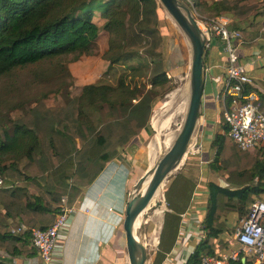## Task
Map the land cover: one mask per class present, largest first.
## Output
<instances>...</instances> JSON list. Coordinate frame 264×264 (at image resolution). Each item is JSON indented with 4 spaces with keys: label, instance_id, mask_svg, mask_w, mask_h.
Instances as JSON below:
<instances>
[{
    "label": "trees",
    "instance_id": "1",
    "mask_svg": "<svg viewBox=\"0 0 264 264\" xmlns=\"http://www.w3.org/2000/svg\"><path fill=\"white\" fill-rule=\"evenodd\" d=\"M190 2L206 17L228 15L231 28L243 34L245 46L264 36L262 23L251 20L257 9L254 4ZM162 7L160 0H0V78L44 60L71 55L77 61L91 55L101 30L95 14L110 34L103 55L109 69L120 61H140L138 67L125 65L115 84H88L79 96H72L65 86L63 102L48 105L39 98L30 106L20 104L16 117L0 112V177L5 179L0 186V251L11 257L35 256L33 229L50 228L64 198L66 205L73 206L149 126L155 105L175 88L161 51L166 36L158 28ZM59 74L71 73L62 65ZM259 106L264 109V95ZM213 145L216 157L211 168L237 186L209 183L206 236L188 264L220 255L226 247L221 234L229 228L228 215L237 212L244 217L254 201L264 200V146L255 153L241 149L229 135L228 125L225 133L215 135ZM0 264L9 263L0 260Z\"/></svg>",
    "mask_w": 264,
    "mask_h": 264
},
{
    "label": "crops",
    "instance_id": "2",
    "mask_svg": "<svg viewBox=\"0 0 264 264\" xmlns=\"http://www.w3.org/2000/svg\"><path fill=\"white\" fill-rule=\"evenodd\" d=\"M243 1L257 6L253 11L255 19L251 20L262 23L264 31V0ZM212 39L205 64L202 114L189 152L162 188L151 240L155 249L147 264H188L197 244L206 236L203 221L208 211L209 183L231 188L237 186L228 180L227 175L210 166L216 157L214 137L217 133H225L226 129L221 116L224 110L221 90L226 59L221 39L217 36ZM258 39V43L252 46L242 43L238 54L254 81L250 88L258 92L261 100L264 95V36ZM151 132L156 134L157 130L147 126L84 189L73 205L67 228L61 234L53 264H125L126 234L123 223L126 206L132 192L131 186L154 165L151 146L155 143V137L153 140ZM156 151L155 162L161 150ZM241 219L237 212L228 215L231 228L221 234L226 241L222 253L239 247L233 230ZM0 260L9 264H45L38 251L33 257H11L0 251ZM242 262H245L244 258Z\"/></svg>",
    "mask_w": 264,
    "mask_h": 264
},
{
    "label": "rangeland",
    "instance_id": "3",
    "mask_svg": "<svg viewBox=\"0 0 264 264\" xmlns=\"http://www.w3.org/2000/svg\"><path fill=\"white\" fill-rule=\"evenodd\" d=\"M181 1L185 5L191 6L192 11L194 10V5L191 4L190 0ZM161 18L158 28L166 33L161 51L166 61L167 77L171 78L175 88L164 95L155 105L149 127L152 128L153 123L159 119L164 120L171 117L170 122L172 124L170 123L166 136L172 135L174 141L182 128L189 104L192 45L185 32L164 6L162 7ZM94 20L100 25L101 30L91 55H83L77 61H72L71 55L44 60L37 64L19 67L13 70L11 74L0 78V112L16 117L19 114L18 107L20 104L25 103L30 106L39 98H42L48 105L63 102L62 89L65 86L68 87L72 96H79L85 85L92 83L115 84L127 64L138 67L139 59L132 58L127 62L120 61L114 64L112 69H109L110 63L103 55L109 49L110 34L102 28L104 20L98 14H95ZM141 56L144 57L145 55L141 54ZM62 65L66 66V71L68 69L71 74L63 76L59 74ZM178 111L179 115H177ZM7 127L10 128V124ZM156 134L151 132L153 140ZM166 136H160L162 142L166 140ZM169 146L161 147L158 158L164 154ZM135 184L131 186L132 190ZM161 193L162 190L145 214L146 223L142 234L146 237L144 241L149 256L155 249L151 240L156 227L154 218L156 211L160 208Z\"/></svg>",
    "mask_w": 264,
    "mask_h": 264
},
{
    "label": "built area",
    "instance_id": "4",
    "mask_svg": "<svg viewBox=\"0 0 264 264\" xmlns=\"http://www.w3.org/2000/svg\"><path fill=\"white\" fill-rule=\"evenodd\" d=\"M193 13L206 37L207 49L211 47L213 37L222 41L226 73L221 95L229 135L241 149L255 150L264 144V109L259 106L258 92L250 88L254 81L239 58L238 48L243 43V34L231 28V19L226 14L209 18L197 9ZM4 181L0 177V186ZM63 201L61 212L50 228L33 229V245L45 264H53L55 249L73 212V206L66 205L65 198ZM234 238L238 248L220 255L204 256L199 264H234L243 258L250 259L251 264H264V200L254 201L235 228Z\"/></svg>",
    "mask_w": 264,
    "mask_h": 264
},
{
    "label": "water",
    "instance_id": "5",
    "mask_svg": "<svg viewBox=\"0 0 264 264\" xmlns=\"http://www.w3.org/2000/svg\"><path fill=\"white\" fill-rule=\"evenodd\" d=\"M179 24L192 45L190 98L184 123L169 148L135 184L129 195L123 227L126 234L125 264H147V245L137 238L135 224L149 210L153 199L162 190L169 177L180 167L189 152L202 114V97L205 88L206 37L192 9L181 0H160ZM143 226L140 233L143 235ZM138 231V233H139ZM142 256L139 259L138 253Z\"/></svg>",
    "mask_w": 264,
    "mask_h": 264
},
{
    "label": "bare ground",
    "instance_id": "6",
    "mask_svg": "<svg viewBox=\"0 0 264 264\" xmlns=\"http://www.w3.org/2000/svg\"><path fill=\"white\" fill-rule=\"evenodd\" d=\"M183 103V102H182ZM180 106V105H179ZM169 108V107H168ZM177 108H179V107H177ZM181 108V107H180ZM181 110H182V108H181ZM184 112V111H183ZM175 113H177V112H175ZM180 113H179V111H178V113H177V115H179ZM171 115V114H170ZM170 115H168V116H170ZM172 119H173V117H172ZM156 120V119H155ZM171 121V117H167L166 119H164V120H158V121H156V122H154L153 123V127L155 128V130H157V136L155 137V143L154 144H152V146H151V153L153 154L152 155V164H153V162L155 163V160H156V156H154V151H156L155 149L156 148H158L157 149V151L156 152H158L160 149H161V147H166V146H169L170 145V143L173 141V137H171L172 135H167L166 136V132L168 131V129H169V125H170V122ZM176 122V121H175ZM172 124V123H171ZM162 135H164V136H166V140L164 141V142H162L161 141V137L160 136H162ZM156 145V146H155ZM150 157V156H149ZM159 159V158H158ZM149 160V159H148ZM153 167V166H152ZM160 192V191H159ZM159 192L157 193V195L155 196V198L153 199V201H155L156 200V197L159 195ZM152 201V202H153ZM152 205V204H151ZM150 208V207H149ZM146 223V219H145V216H144V220H143V218H142V216H140L139 218H138V220H137V222H136V224H135V233H136V235H137V238L139 239V240H141V241H143L144 242V244L146 245V243H145V239H146V237H144L143 235H141V233H140V226H143V224H145ZM138 231H139V233H138ZM141 256H142V253H141V251L138 253V257H139V259L141 258Z\"/></svg>",
    "mask_w": 264,
    "mask_h": 264
}]
</instances>
